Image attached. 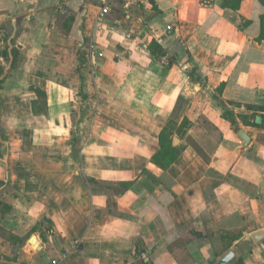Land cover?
Instances as JSON below:
<instances>
[{
	"label": "crops",
	"instance_id": "obj_1",
	"mask_svg": "<svg viewBox=\"0 0 264 264\" xmlns=\"http://www.w3.org/2000/svg\"><path fill=\"white\" fill-rule=\"evenodd\" d=\"M154 2L108 0L98 29L102 0H0V104L24 107L3 116L34 121L3 125L0 264H263L264 0ZM171 119L182 150L163 168Z\"/></svg>",
	"mask_w": 264,
	"mask_h": 264
},
{
	"label": "rangeland",
	"instance_id": "obj_2",
	"mask_svg": "<svg viewBox=\"0 0 264 264\" xmlns=\"http://www.w3.org/2000/svg\"><path fill=\"white\" fill-rule=\"evenodd\" d=\"M0 33H2V32H0ZM11 44L14 45V42L9 43V39H8L7 35H3V34L0 35V58H2V59H0V74H3L5 72L6 65L9 64V53H10V49H11ZM15 44H17V42H15ZM43 55L46 56L48 54H43ZM67 55H68V53L59 52V51H56V53L52 52V53L49 54V56L51 57V61H55L56 60V62L54 63L55 66H53V69L55 71H57L58 73H59V63L61 61H64L65 59L66 60L70 59V57L67 56ZM20 61L18 63V66L20 65L22 67V70H21V67H19L15 71V75H17L19 79H18V83L15 86V89L12 88V92H14L15 94H18V95L24 94V91L28 90L29 88H33V87H29V85L26 83L25 76H24V74H25V70L24 69H26L27 67H25V65H23ZM47 61H49V60H46V62ZM2 63H3V65H2ZM27 69H29V67ZM8 74H10V70L8 71ZM19 103L20 102H17V103L12 102V103H9V104L7 103L5 111H4L5 105L3 103L0 104V114H1L0 116H2V117H0L1 118L0 119V126L2 125L1 126L2 128L0 127V153H2V151L4 150V146L6 145L5 140L2 139L4 137H2V136L6 135L5 131H4L5 129L3 130V128H4L3 125L5 124V121L6 122L8 121V119H7L8 117L7 116H3V114H4V112H6L7 108L10 105L12 106V108L14 107V105L19 106V108H24ZM23 103H25V102H23ZM41 109L43 110V106H41ZM21 111L22 110H19L20 113H21ZM20 121L23 122V123H27V124L28 123L32 124L34 122L32 120H26V118L22 117V116H18L13 121H8V122H11V123H17L18 122V123H20ZM35 122H36V124H40L41 123L40 119L38 121L36 120ZM6 137H7V135H6ZM17 168H18V170H20V172L21 171L24 172V173L29 172V169L27 168V166H20V167H17ZM17 168H16V170H17ZM5 191H6L7 196H12L14 194L13 192H10L8 190V188H6ZM0 202L3 203L2 205L0 203V208L1 209L10 208L9 204L6 203L5 200H2V201L0 200ZM2 234L4 236L12 238V239H13V236H14L9 231H3ZM223 237H225V236H223ZM222 240H225V239H222ZM14 241L18 242L19 240L14 239ZM219 242L220 243H218V248H221V244H222L221 240Z\"/></svg>",
	"mask_w": 264,
	"mask_h": 264
},
{
	"label": "trees",
	"instance_id": "obj_3",
	"mask_svg": "<svg viewBox=\"0 0 264 264\" xmlns=\"http://www.w3.org/2000/svg\"><path fill=\"white\" fill-rule=\"evenodd\" d=\"M151 1L154 2V0H151ZM151 51H152L153 55H157V54H161L163 49L157 41H153L151 43ZM12 54H13L14 58H17L20 54V51L18 50V48H13ZM78 55H79V59H81V60H83V59H85L87 61L90 60V53L87 51V49L80 50L78 52ZM52 74H54V70L52 71ZM38 97H39V100H35L34 103H38L40 106L39 112H43L44 106H45V95L43 92L38 91ZM41 106H43V110L41 109ZM172 122H173V120L171 119L169 121V123L167 124V126L162 130V132L160 134V149L152 157V160L156 164H158L159 166H161L163 168H165L168 165H170L171 163L175 162L178 159V157L181 153V150H182V147L180 145H174L173 144V138L171 137L173 134V131L171 129ZM2 137H4V138H2L3 140L7 139L6 135L5 136L3 135ZM5 152H6V145L4 146V150L1 153V157L4 156ZM4 184H5L4 180L0 179V186H2ZM0 203H1V205L3 204L2 202H0ZM9 209L10 208H8V209L3 208V209H1V212L5 213ZM0 234H1V230H0ZM51 261H59V260L52 259ZM213 262L214 261H212L211 263H213ZM234 264H236V262Z\"/></svg>",
	"mask_w": 264,
	"mask_h": 264
},
{
	"label": "built area",
	"instance_id": "obj_4",
	"mask_svg": "<svg viewBox=\"0 0 264 264\" xmlns=\"http://www.w3.org/2000/svg\"><path fill=\"white\" fill-rule=\"evenodd\" d=\"M102 6H101V10L96 18V27L98 29H102L103 28V20L105 19L106 15L109 13L110 8L108 6V0H102ZM173 30H177L174 26H167V31L171 32ZM102 55V54H101ZM48 264H63L61 261H50ZM264 264V261H263Z\"/></svg>",
	"mask_w": 264,
	"mask_h": 264
},
{
	"label": "water",
	"instance_id": "obj_5",
	"mask_svg": "<svg viewBox=\"0 0 264 264\" xmlns=\"http://www.w3.org/2000/svg\"><path fill=\"white\" fill-rule=\"evenodd\" d=\"M241 137L247 141L248 137L245 135V133L243 131L240 132ZM263 236L262 232H257L253 235L255 240H258L259 238H261ZM31 243H33L35 245L36 242V235H33L30 239ZM40 246H37V249H40ZM235 254L234 252L228 251L225 255H223L215 264H228L233 258H234Z\"/></svg>",
	"mask_w": 264,
	"mask_h": 264
}]
</instances>
